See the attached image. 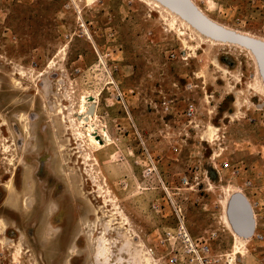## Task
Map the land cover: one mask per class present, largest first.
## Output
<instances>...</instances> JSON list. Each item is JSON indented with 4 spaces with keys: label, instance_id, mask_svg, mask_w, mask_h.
<instances>
[{
    "label": "rangeland",
    "instance_id": "374dc122",
    "mask_svg": "<svg viewBox=\"0 0 264 264\" xmlns=\"http://www.w3.org/2000/svg\"><path fill=\"white\" fill-rule=\"evenodd\" d=\"M192 1L218 28L264 42V0ZM67 2L0 0V264H143L144 252L151 264H164L158 231L170 223L152 210L164 195L143 176L147 153L172 193L188 177L175 198L192 234L216 232L215 253L234 260L221 204L231 191L251 204L264 236V82L256 60L172 26L145 0H79L91 24L88 41L76 35ZM87 95L96 97L100 125L113 140L88 165L91 150L78 145L68 122L79 119ZM166 98L193 102L198 129L162 120L157 106ZM45 147L46 164L62 165L71 191L56 190L37 159H26L15 178L13 154L25 159ZM236 217L244 223L243 214ZM103 236L107 260L99 255ZM241 244L235 264H264V241Z\"/></svg>",
    "mask_w": 264,
    "mask_h": 264
},
{
    "label": "built area",
    "instance_id": "2783aa9c",
    "mask_svg": "<svg viewBox=\"0 0 264 264\" xmlns=\"http://www.w3.org/2000/svg\"><path fill=\"white\" fill-rule=\"evenodd\" d=\"M79 0H68L65 5V10H72L77 18V33L79 38L92 40L91 24L88 23L83 16V12L78 6ZM69 39V36L66 38ZM192 86L188 85V89ZM120 92V91H119ZM124 95L120 92L117 96L118 102L125 101ZM160 107L159 115L162 120L165 118H173L175 123L184 124L188 129L196 130L198 110L196 105L191 101H175L171 99H164L160 102L157 108ZM145 165L143 166V176L155 183L159 190L164 195L162 200L163 205L153 204L152 210L155 214L169 221V225L158 231L159 254L161 261L164 264H235L230 255H218L215 253L214 244L218 240L216 232H206L203 236L196 237L192 234L186 217L185 209L176 200V195H179L183 188L190 186L188 177L182 176L179 180V186L176 188V193L171 192V188L163 180L159 171V162L150 153L145 155ZM230 164L228 162L222 163V170H229ZM239 173V170L234 172ZM246 187H252L251 182L246 183ZM192 189V188H190ZM245 197V196H244ZM251 206V204H250ZM252 208V206H251ZM253 212V209H252ZM255 218V217H254ZM258 242L264 241V236L257 233L255 228L252 238ZM158 253V252H157Z\"/></svg>",
    "mask_w": 264,
    "mask_h": 264
},
{
    "label": "bare ground",
    "instance_id": "6f19581e",
    "mask_svg": "<svg viewBox=\"0 0 264 264\" xmlns=\"http://www.w3.org/2000/svg\"><path fill=\"white\" fill-rule=\"evenodd\" d=\"M145 1L152 4L155 7V9L159 10L160 13H162L163 15H167V17L171 18L172 19L171 22L173 24L172 26H175V24L180 23L181 27H185V28L191 30L192 32H194L200 41H202V42L210 41L214 44H222V45L229 44V45H233V46H238L240 49L241 48L244 49L254 60H256L254 55L252 54V52L250 50L242 47V46H239V45L233 44V43L219 42V41L213 40V39L201 34L192 25H190L188 22H186L181 16L172 12L171 10H169L168 8H166L165 6L160 4L158 1H156V0H145ZM190 1L194 5V2L192 0H190ZM198 11L200 12L199 9H198ZM224 30H226V29H224ZM227 31L231 32L233 34H236L237 36H241L244 38L258 40V41L263 42L262 40L256 39L255 37H253L252 35L247 34V33H236V32H232L229 30H227ZM181 35H184V33L181 32ZM263 86H262V88H263ZM96 106H97V102H96L95 96H92V95L82 96L81 101H80V106H79V109L77 112V115H79V119H75L73 116L70 117L69 120L67 118L68 122L71 123V127H70L69 131H71L73 133V135L76 137V139H79L78 145L80 146L81 144H79V143L83 142L91 150V153L89 154V152H87L88 154L85 155V157H84V162L87 165L91 161V159L97 161L96 156L99 153H101L104 148H107L108 146H110L112 144V141H113L110 134L108 133L107 129L100 125L99 116L96 113ZM93 108H94V110H92ZM70 113L72 114L73 111L70 110ZM213 133H214V130L212 128H209V134H207V138L209 140L212 139ZM81 148H82V146H81ZM50 154H51V150H49L47 147H45L44 152L36 153L35 155H29L25 159H24V157H19L18 153L13 154L14 155L13 156L14 157L13 162H14V166L16 167L15 168V171H16L15 178L17 179L19 171L26 172V170H27V168L25 167L26 159L27 160L37 159L38 161L45 162L43 168H41V170H40V173L42 175L50 178L52 181H54L53 187H55L56 190L63 188V190L71 191L70 186L66 185L65 181L62 178V170L64 169V168H62V165H60V168H58L57 170H52L51 167L48 164H46L47 157ZM45 188L47 189L48 186L46 185ZM45 188H43V189H45ZM26 189L28 192L26 194V197L28 196L29 197L28 200H30L32 198L33 189L31 187H28V186H26ZM241 194L242 193L238 192V191H233V192L231 191L229 193V198L226 199L225 201L221 202V204H223V206H224L223 208L225 209L224 214L226 216V220L228 221L229 226L232 230L233 236L235 238L234 242H233V248H234L233 249L234 250L233 251V257H234V259L236 258L237 253H239L237 251L240 249V246L242 245L241 242L246 241L248 239V237L240 235L239 233H237L233 229V226H232L231 221H230V215H229V213H230V205H229L230 200L229 199L232 198L233 196L241 195ZM107 243H108V241H107L106 237L103 236L101 238V244H102L101 246L102 247L99 250V255L101 257L106 258V260L109 258L110 252H111L110 249L106 246ZM141 259H142L141 261L143 264H151V262H152L151 257L146 255L145 252L143 253Z\"/></svg>",
    "mask_w": 264,
    "mask_h": 264
},
{
    "label": "water",
    "instance_id": "95a60500",
    "mask_svg": "<svg viewBox=\"0 0 264 264\" xmlns=\"http://www.w3.org/2000/svg\"><path fill=\"white\" fill-rule=\"evenodd\" d=\"M172 12L181 16L186 22L192 25L201 34L225 43H233L242 46L252 52L260 75L264 82V43L258 40L248 39L241 36H237L227 30L218 28L211 21L208 20L203 14H201L196 6L192 4L190 0H156ZM91 111V110H90ZM230 205V221L233 229L242 236L252 238L256 223L250 203L247 202L244 195L233 196L229 202ZM243 214L244 223L240 224L236 214Z\"/></svg>",
    "mask_w": 264,
    "mask_h": 264
},
{
    "label": "flooded vegetation",
    "instance_id": "af4514ba",
    "mask_svg": "<svg viewBox=\"0 0 264 264\" xmlns=\"http://www.w3.org/2000/svg\"><path fill=\"white\" fill-rule=\"evenodd\" d=\"M66 219H67V218H66ZM65 223H66V222H65ZM65 223H64V224H65Z\"/></svg>",
    "mask_w": 264,
    "mask_h": 264
}]
</instances>
